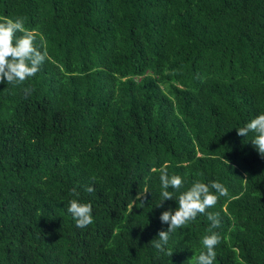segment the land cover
Listing matches in <instances>:
<instances>
[{
	"label": "trees",
	"instance_id": "16d2710c",
	"mask_svg": "<svg viewBox=\"0 0 264 264\" xmlns=\"http://www.w3.org/2000/svg\"><path fill=\"white\" fill-rule=\"evenodd\" d=\"M16 17L48 58L0 83V264H192L206 215L171 257L151 241L196 181L228 192L214 264H264V157L237 134L264 113V0H0ZM162 168L184 187L157 206Z\"/></svg>",
	"mask_w": 264,
	"mask_h": 264
},
{
	"label": "clouds",
	"instance_id": "9594fccd",
	"mask_svg": "<svg viewBox=\"0 0 264 264\" xmlns=\"http://www.w3.org/2000/svg\"><path fill=\"white\" fill-rule=\"evenodd\" d=\"M47 58L48 52L43 41L39 46L37 45L36 38L25 29L22 17L0 19V83H4L5 80L7 84L13 86L24 83L41 70ZM25 91L30 93L31 90L25 89ZM249 133H254L252 143L259 154L264 157V113L259 114L237 130V134L242 137H247ZM160 171L161 203L157 206H162L164 201L174 199V192L169 191V188L178 191L184 187V180L181 176H169L166 168H162ZM94 190L91 186L85 188L88 193H92ZM71 194L79 196L76 188L71 189ZM227 195V189L218 181H213L210 184L194 182L187 191L178 196V209L174 212L169 209L161 214V222L168 224L169 227L166 231H159L158 239H153L151 244L160 252H165L171 257L172 250L166 248L170 234L195 221L198 215H206L210 221L209 232L211 234L202 238L201 243L205 251H202L199 256L192 257L191 261L192 264H214L215 249L221 243L222 238L212 229L220 227L221 222L219 213L206 210L215 207L219 197ZM137 198H140V194ZM67 211L72 215L78 228H87L94 223L91 203H81L78 199H72L68 203Z\"/></svg>",
	"mask_w": 264,
	"mask_h": 264
}]
</instances>
